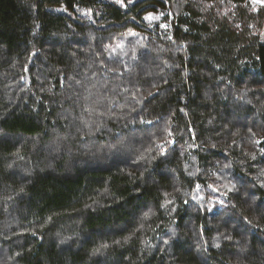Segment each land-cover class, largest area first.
<instances>
[{
  "label": "trees",
  "instance_id": "trees-1",
  "mask_svg": "<svg viewBox=\"0 0 264 264\" xmlns=\"http://www.w3.org/2000/svg\"><path fill=\"white\" fill-rule=\"evenodd\" d=\"M215 22L0 0V264H264V42Z\"/></svg>",
  "mask_w": 264,
  "mask_h": 264
},
{
  "label": "rangeland",
  "instance_id": "rangeland-1",
  "mask_svg": "<svg viewBox=\"0 0 264 264\" xmlns=\"http://www.w3.org/2000/svg\"><path fill=\"white\" fill-rule=\"evenodd\" d=\"M105 1L120 7L123 10H127L137 0H134L131 3L123 1V4L126 6H122V4L118 3L117 0ZM247 2L248 4L238 5L226 0H217L216 2H210L207 0H190V6L199 14L201 21L209 23L212 28H214L215 25H219L215 22V20L218 19L220 22L225 21L227 25L235 29L237 33L246 34L249 37L250 35L257 36L260 42H264V6H261L260 4H253L252 0H247ZM168 6V11L148 13L141 21L138 22L140 27L144 29V31L141 32L143 35L135 32H128L115 37V41H112L113 53L123 54L127 51H132L135 46L142 44V38H148L147 40L152 39L154 41L157 40L158 42L171 46L170 48H172V46H175V48L178 47L179 45L175 44L172 40L174 15L171 10V4ZM161 13H163V15H160ZM150 14L159 16V19L152 21L146 20L145 17ZM90 19H92V16H90ZM164 25H167V27ZM247 29L250 33H245V30ZM145 46H147L146 42ZM192 137L193 140H195L194 135ZM217 149H221L219 145ZM223 150H225V148H223ZM185 164L189 165L190 163L185 162ZM217 165H219V163H217ZM215 171L216 169H214V171L211 170L209 174L214 177ZM213 181L214 180H212V182ZM220 186L223 187L222 183H220ZM224 187L227 188L226 186ZM212 189L214 191L217 190L215 186L213 187V185ZM216 200L219 199L213 197L212 202ZM222 202L223 201H218L217 205L213 207H217L219 210H221V208H225V205L221 204Z\"/></svg>",
  "mask_w": 264,
  "mask_h": 264
},
{
  "label": "snow or ice",
  "instance_id": "snow-or-ice-1",
  "mask_svg": "<svg viewBox=\"0 0 264 264\" xmlns=\"http://www.w3.org/2000/svg\"><path fill=\"white\" fill-rule=\"evenodd\" d=\"M118 3H121L122 6H126L123 4V0H117ZM132 0H129V3H131ZM253 4H260L261 6H264V0H252ZM160 15H163V13H161ZM146 20L152 21V20H158L159 16H154L152 14H150L149 16L145 17ZM165 27H167V25H164Z\"/></svg>",
  "mask_w": 264,
  "mask_h": 264
}]
</instances>
